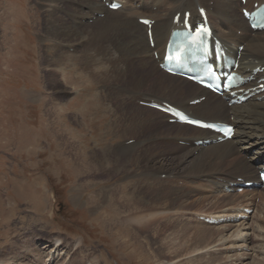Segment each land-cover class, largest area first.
<instances>
[{
  "label": "rangeland",
  "instance_id": "1",
  "mask_svg": "<svg viewBox=\"0 0 264 264\" xmlns=\"http://www.w3.org/2000/svg\"><path fill=\"white\" fill-rule=\"evenodd\" d=\"M50 5L45 0H0V260L6 263L18 255L20 264H264V223L258 222L264 220V191L223 198L221 189L219 195L216 188L207 192L180 182L185 179L181 174L167 177L177 180L169 182L172 187L143 178L151 152L180 155L176 143L166 138L151 141L148 146L154 149H142L143 156L131 164L120 162L116 151L125 140L160 138L178 130H169L162 119L135 113L119 99L105 83L109 78L114 84L113 71L95 76V66L84 71L68 65L66 82L57 78L63 92L54 94L44 60L55 52L48 49L52 43L45 33L47 21L56 18ZM78 69L86 74L80 77ZM61 102L63 111L57 108ZM134 120L140 128L132 135L127 131ZM88 160L94 172L85 173L81 166ZM160 177L167 180L164 174ZM122 186L133 193L141 213L151 217L145 229L117 218V213L122 217L137 210L136 204L129 203L125 211L107 207L105 194L99 197ZM175 186L182 187L179 197L155 200L165 187ZM241 205L254 209L245 225L250 230L242 227L247 243L206 247L214 246L224 232L196 215L232 213ZM228 230L238 229L230 225ZM57 241L60 246L49 260Z\"/></svg>",
  "mask_w": 264,
  "mask_h": 264
},
{
  "label": "bare ground",
  "instance_id": "2",
  "mask_svg": "<svg viewBox=\"0 0 264 264\" xmlns=\"http://www.w3.org/2000/svg\"><path fill=\"white\" fill-rule=\"evenodd\" d=\"M45 1L52 4L50 5L52 8L51 14L56 17L55 19L52 18L53 21H47L45 31L47 40L52 43V46L50 45L48 49H54L55 52L52 56L48 55L44 59L48 68L47 73L49 71L48 79L51 85H53L51 89L55 92L54 94L57 91L63 92L61 90L64 88L59 85V82L60 80L66 82L65 73L69 66L78 65L84 71L95 66V76L96 74L106 75L108 71H113L114 84L111 83L110 85L109 78L105 83L109 85L107 87H110L119 99L128 102V105L134 109L135 113L162 119V122L163 120L166 122L169 130L174 128L178 130L174 135L168 133L157 136L160 138L151 136V138L143 139L144 143L142 144H140L141 139H133L134 143L131 144L127 142L132 140V138L125 140L118 147V151H116L120 162L126 164L137 157L140 158V156H143V153H141L143 151L142 149L148 151L147 148L150 147L148 145L151 141L166 138L167 142L176 143L174 149L180 155L175 158L172 157V153H156V150L151 152L150 155L148 154L146 158H150L151 161L147 163L148 166L146 168L148 170L146 171L143 168L145 173L141 175L149 181L160 183V185H170V181L175 183L177 180H168V178L167 180H162L160 177L161 174H166L167 177L174 175L175 177L177 173L185 176V179L180 182H188L192 187L200 186L201 189L207 190V192L210 190L214 191L216 188L218 194L221 189V196L226 198L230 194L223 193V188L232 187L234 183H239V179L241 178L247 182L257 179L258 171L264 166V100H256L261 95L251 97L246 103L240 106L230 107L223 98L202 89L194 83L170 76L161 71L159 62L165 52L171 30L177 28V25L173 23L174 15L177 12L184 14L185 11H191L193 16L197 17L198 6H202L208 11L216 35L227 46L233 58L238 59V48L241 45H245L239 57L240 67L238 71L240 73H245L248 69L252 70L257 66L264 67V31L258 33L250 32L247 28V21L243 18L241 11L243 7L252 9L254 2L264 3V0H247L246 6H243L240 0H120L123 3V7L116 12L109 10L103 1L99 0ZM128 4L130 7H128ZM99 15H103V17ZM140 18H150L155 21L152 26V37L155 43L154 48L150 47L147 28L138 22ZM155 52L158 53L159 59H156L154 56ZM79 53H81V56L78 55ZM135 72H138L139 75ZM79 74L81 77L86 73L83 70H79ZM87 75L92 76L90 74ZM58 77L62 79L59 80L57 79ZM129 77L131 79H128ZM200 97L206 98L198 105H191L192 101ZM140 101L168 102L183 109L194 117L202 118L209 122L234 124L236 126V137L222 143L211 142L209 145L196 146V141L204 139L213 140L217 136L189 126L176 123L170 124L167 121L166 115L156 110L140 106L138 104ZM64 106L65 103L62 104L61 102L57 108L59 111H63ZM148 123L149 125H153L152 121H148ZM130 125L127 132L130 134L134 133L132 135H135L140 125L135 120ZM141 125L144 126L145 124L141 123ZM167 148L172 149L171 146ZM257 158L258 160L254 161ZM228 161L230 162L228 164L229 167L225 171L222 168ZM83 163L81 166L86 168L85 173L94 172L93 165L90 162L86 163L88 165H84ZM123 188V186L118 187L113 190V193L104 190L99 193V197L100 194H105L104 198L107 197L106 200L109 202L108 205L106 204L107 207L116 205L117 208L121 207L125 211L130 209L129 203L136 204L137 210L133 212L129 210L127 216H124L126 213L122 217L119 216L120 214L117 213L119 211L115 213L118 214L117 218L122 224H135L138 227H143V224L145 222L147 223L151 217H148V214L144 215L141 213L140 205L135 201V197H132L133 193L125 192ZM169 188L165 187L158 196L155 193L157 196L156 198L154 197L155 200L161 202L162 199L164 200L171 195H175L176 197L180 196L182 187L175 186L173 189ZM149 198L152 199V197ZM261 199L262 201L260 203L264 204V197L261 196ZM175 200L177 199L175 198L169 201L172 202ZM147 206V208H150L149 204ZM241 207L252 208L251 206L241 205L231 210L235 212L219 214L217 215L218 217L214 218H227L230 220V224L220 225L219 228L216 226V229L224 233L219 236L214 246L207 245L206 247L212 246L215 248L230 241H238L235 242L237 245H240L239 242L247 243V239L246 241L244 239L248 234L247 232L243 234L242 231L243 229L250 230L248 229L250 227H245L249 222H240V225L236 223L247 216L244 209L242 212L236 211L237 208ZM130 214L137 216L132 217ZM250 218L249 216V221ZM258 222L264 223L263 218L260 217ZM230 225L237 226L238 232L234 231L230 233V230H228ZM143 228L145 229V226ZM256 233H258V230L253 235ZM59 246V241L55 242L48 256L50 257L53 251L57 250ZM236 251L238 250L236 249ZM195 252L200 253V250L197 249ZM19 258L18 255H14V257L8 258L6 263L0 260V264H20L21 261L19 262ZM53 258L54 256H51L49 260ZM87 264L91 263L89 262Z\"/></svg>",
  "mask_w": 264,
  "mask_h": 264
},
{
  "label": "snow or ice",
  "instance_id": "3",
  "mask_svg": "<svg viewBox=\"0 0 264 264\" xmlns=\"http://www.w3.org/2000/svg\"><path fill=\"white\" fill-rule=\"evenodd\" d=\"M144 23H148V21H144ZM198 31L206 33L208 30L206 28H200ZM167 59L173 60V59H178V57L168 56Z\"/></svg>",
  "mask_w": 264,
  "mask_h": 264
}]
</instances>
